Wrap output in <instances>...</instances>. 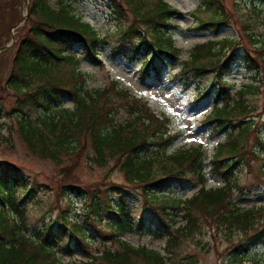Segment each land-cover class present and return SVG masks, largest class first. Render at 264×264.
<instances>
[{"label":"trees","instance_id":"1","mask_svg":"<svg viewBox=\"0 0 264 264\" xmlns=\"http://www.w3.org/2000/svg\"><path fill=\"white\" fill-rule=\"evenodd\" d=\"M107 1L113 7L116 30L101 36L76 15L68 2L59 0L57 7L49 0H30L23 26L27 29L15 43L8 78L15 101L8 110L0 104V121L16 117L29 149L54 162L80 155L89 142L94 153L92 161L103 167L113 162L126 183L107 181L103 186L91 187L67 184L61 187L62 193L84 194L85 218L97 223L106 213L113 232L118 226L133 224L134 196L141 197L139 226L143 225L145 212L159 218L156 229L166 238L167 255L145 245L135 246L113 232L108 237L118 247L94 255L89 249L93 243L89 235L80 224L71 223L63 210L60 219H49L41 232L44 234L39 233L45 239L39 241V235L32 237L26 227L27 205L37 199L39 187L18 166L0 162V264H64L59 254L76 253L89 260L72 264H172L169 261L181 254L183 243L208 230L212 235L222 233L233 245V258L227 264H261L244 252L264 245V205L239 206L234 194L242 191L237 169L247 166L253 172L251 162L264 155V136L252 115L256 108L249 99L264 85V31L257 30L258 23L264 24V9L253 1L248 5L239 2L245 10L243 19H235L241 23L237 38L207 40L194 46L174 75L184 89H190L212 73L208 86H196L194 98L201 101L214 93L205 124L212 125L214 135L222 131L227 134L208 162L202 146L170 151L181 134L171 131L169 117L156 115L143 99L119 87L116 81L95 91L80 85L78 79L83 75L76 69V47L93 62L101 63L98 50L108 45L114 57L122 55L140 63L142 82L154 74L161 77L160 65L174 63L182 52L171 29L176 28L171 19L180 12L166 0ZM128 12L131 21L125 18ZM193 17L197 28L213 33L234 19L223 0H200ZM239 54L245 69L255 73L252 80L258 84H247L231 95L225 74ZM61 64L71 67L70 82L75 83L59 77ZM67 95L74 100L73 108L63 107L62 99ZM29 106L41 112L30 116L26 112ZM121 111L126 114L119 116ZM208 165L213 174L222 176L223 186L206 187ZM177 182L198 190L190 197L176 196L170 188ZM179 211H184V223L180 224ZM178 264H195V260L192 257Z\"/></svg>","mask_w":264,"mask_h":264},{"label":"rangeland","instance_id":"2","mask_svg":"<svg viewBox=\"0 0 264 264\" xmlns=\"http://www.w3.org/2000/svg\"><path fill=\"white\" fill-rule=\"evenodd\" d=\"M59 0H49L50 4L58 5ZM71 4L76 15L83 21L88 22L101 35L113 34L116 30V19L111 3L107 0H63ZM154 0H149V2ZM172 7L180 13L171 19L174 31L173 38L176 45L182 49L180 57L170 65L161 66V77L157 74L145 77L142 82L140 63L128 61L122 55L113 56L112 50L108 45H101L98 52L102 60L101 63L93 62L86 54L82 53L80 47L75 48L76 69L83 75L78 81L87 90L95 91L109 86L113 81L121 88L129 89L137 97L143 99L156 115H166L169 117V127L172 132H179L181 137L170 147V151L188 149L202 146L207 155V161L211 160L215 147L226 138V131L213 134L212 125H206L205 120L210 114L213 106L214 93L201 101H196V86H208L211 83L212 73L200 78L190 89L185 86L174 75L179 70L181 62L190 56V50L207 40H219L225 37L237 38L241 30V23L237 21L243 19L244 6L239 2L248 1L259 3L264 9V1L260 0H223L234 19L220 29L218 33H213L205 29L197 28V21L194 13L200 8V0H166ZM30 0H28L29 6ZM237 4L240 8H237ZM246 7V5H245ZM27 7L25 0H0V104L8 110L14 105L15 97L8 86V78L13 67V57L15 53V43L25 32L23 29L25 20L14 29L13 27L26 14ZM126 20L131 21V14L128 12ZM237 19V20H235ZM258 31H264V24H257ZM246 42V40H245ZM8 46V47H7ZM232 67L225 74V82L229 85L231 95H235L238 90L247 84L257 85V81L252 80L254 72L245 69L241 61L242 56L237 55ZM60 78L70 82L71 67L60 65ZM260 77H262L260 75ZM75 83V81L72 83ZM227 88V87H226ZM250 104L256 109L252 113L258 123L260 134L264 136V85L258 91L250 95ZM64 108H73L74 100L71 96H64L62 99ZM222 105V103H220ZM26 112L30 116L38 114L36 107H26ZM121 111L119 116L125 115ZM86 151L80 155H73L62 158L60 162H54L47 158H42L34 154L19 130V123L16 117H3L0 121V162L18 166L30 178L35 186L39 187L38 196L32 203L27 205V233L32 237H38L39 233L49 219H60L61 210L67 214L70 222L80 224L91 238L92 245L90 250L94 255L101 254L106 248L115 249L116 243H112L111 230L106 220L107 214L102 215V221L94 223L91 219L85 218L83 195L75 193H62V186L67 184H79L81 187H91L104 185L107 181L126 183L122 172L109 162L107 166H98L92 161L94 155L90 143L87 142ZM252 171L247 170V166L240 167L238 170L239 180L242 191L235 192L234 198L237 205L249 208L252 206L264 205V155L258 161L251 162ZM208 180L207 188H218L224 185L222 176L211 172V165L207 166ZM198 187L190 184L177 182L170 188V192L183 198L192 196ZM135 216L132 225L118 226L112 235L119 234L120 239L128 241L135 246L145 245L149 248L160 251L167 255L164 248L166 238L158 235L156 229L158 217L148 211L143 214L142 223L139 226L140 216L142 215V199L134 196ZM0 205H2L0 203ZM7 208V207H6ZM179 211L178 222L184 223L182 214ZM39 235V241L45 238ZM89 238V239H90ZM197 242H199L197 244ZM233 245L226 241L222 233L212 235L210 230L205 235H200L193 240L182 244L181 254L172 261V264L189 261L192 257L195 264H227L233 258ZM247 258L259 260L264 264V245L252 247L251 251L244 252ZM192 256V257H191ZM60 262L72 264L89 260L82 253L73 256L60 255Z\"/></svg>","mask_w":264,"mask_h":264},{"label":"water","instance_id":"3","mask_svg":"<svg viewBox=\"0 0 264 264\" xmlns=\"http://www.w3.org/2000/svg\"><path fill=\"white\" fill-rule=\"evenodd\" d=\"M25 3H26V7H27V12L26 14L23 16L22 20H25L27 19V16H28V13H29V6H28V0H25ZM21 22L17 23L15 28L18 27V25L20 24ZM8 47V46H7Z\"/></svg>","mask_w":264,"mask_h":264}]
</instances>
